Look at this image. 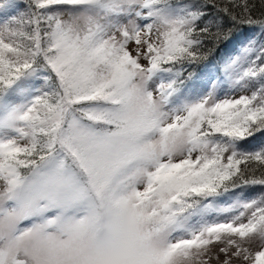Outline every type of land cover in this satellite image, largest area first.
Listing matches in <instances>:
<instances>
[{
  "label": "snow or ice",
  "instance_id": "1",
  "mask_svg": "<svg viewBox=\"0 0 264 264\" xmlns=\"http://www.w3.org/2000/svg\"><path fill=\"white\" fill-rule=\"evenodd\" d=\"M212 259L264 264V0H0V264Z\"/></svg>",
  "mask_w": 264,
  "mask_h": 264
},
{
  "label": "trees",
  "instance_id": "2",
  "mask_svg": "<svg viewBox=\"0 0 264 264\" xmlns=\"http://www.w3.org/2000/svg\"><path fill=\"white\" fill-rule=\"evenodd\" d=\"M232 49V46L229 45L227 48H222L220 52L215 53V57L221 56L223 53L230 51Z\"/></svg>",
  "mask_w": 264,
  "mask_h": 264
},
{
  "label": "rangeland",
  "instance_id": "3",
  "mask_svg": "<svg viewBox=\"0 0 264 264\" xmlns=\"http://www.w3.org/2000/svg\"><path fill=\"white\" fill-rule=\"evenodd\" d=\"M253 194H254V192H250L249 193V195H253ZM253 250H257L255 246H253ZM221 259H223L222 256H221ZM209 264H217V261L215 259H212V260L209 261Z\"/></svg>",
  "mask_w": 264,
  "mask_h": 264
}]
</instances>
